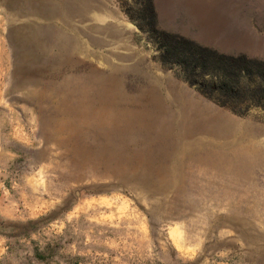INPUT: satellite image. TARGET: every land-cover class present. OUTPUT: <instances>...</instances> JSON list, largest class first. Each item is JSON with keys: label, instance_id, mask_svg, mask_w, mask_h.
Segmentation results:
<instances>
[{"label": "rangeland", "instance_id": "1", "mask_svg": "<svg viewBox=\"0 0 264 264\" xmlns=\"http://www.w3.org/2000/svg\"><path fill=\"white\" fill-rule=\"evenodd\" d=\"M129 3L0 0V264H264V105L157 47L264 62V0H153L152 36Z\"/></svg>", "mask_w": 264, "mask_h": 264}, {"label": "trees", "instance_id": "2", "mask_svg": "<svg viewBox=\"0 0 264 264\" xmlns=\"http://www.w3.org/2000/svg\"><path fill=\"white\" fill-rule=\"evenodd\" d=\"M120 8L141 32L149 36L156 32L153 0H130L129 6ZM159 34L157 47L162 66L180 68L184 80L202 95L238 114L250 106L264 105V62L225 56L182 37ZM237 98L246 105L229 104Z\"/></svg>", "mask_w": 264, "mask_h": 264}]
</instances>
